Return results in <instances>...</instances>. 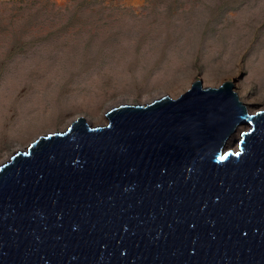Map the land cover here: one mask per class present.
I'll use <instances>...</instances> for the list:
<instances>
[{
    "label": "water",
    "instance_id": "water-1",
    "mask_svg": "<svg viewBox=\"0 0 264 264\" xmlns=\"http://www.w3.org/2000/svg\"><path fill=\"white\" fill-rule=\"evenodd\" d=\"M235 80L78 114L14 151L0 264H264V107Z\"/></svg>",
    "mask_w": 264,
    "mask_h": 264
},
{
    "label": "rangeland",
    "instance_id": "rangeland-1",
    "mask_svg": "<svg viewBox=\"0 0 264 264\" xmlns=\"http://www.w3.org/2000/svg\"><path fill=\"white\" fill-rule=\"evenodd\" d=\"M232 77L264 107V0H0V163L78 114Z\"/></svg>",
    "mask_w": 264,
    "mask_h": 264
},
{
    "label": "bare ground",
    "instance_id": "bare-ground-1",
    "mask_svg": "<svg viewBox=\"0 0 264 264\" xmlns=\"http://www.w3.org/2000/svg\"><path fill=\"white\" fill-rule=\"evenodd\" d=\"M104 118H106V117H104ZM243 125L247 126V123L239 122V123L236 124L234 131L225 139V144H224L225 148L232 147V145L237 142V140H238V139H236L237 135H238L237 132H238V130L240 132V129H242Z\"/></svg>",
    "mask_w": 264,
    "mask_h": 264
},
{
    "label": "snow or ice",
    "instance_id": "snow-or-ice-1",
    "mask_svg": "<svg viewBox=\"0 0 264 264\" xmlns=\"http://www.w3.org/2000/svg\"><path fill=\"white\" fill-rule=\"evenodd\" d=\"M221 159H224V157H221Z\"/></svg>",
    "mask_w": 264,
    "mask_h": 264
}]
</instances>
